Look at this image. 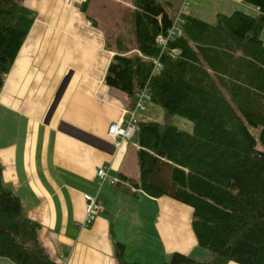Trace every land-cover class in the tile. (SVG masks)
Returning <instances> with one entry per match:
<instances>
[{"label": "trees", "instance_id": "1", "mask_svg": "<svg viewBox=\"0 0 264 264\" xmlns=\"http://www.w3.org/2000/svg\"><path fill=\"white\" fill-rule=\"evenodd\" d=\"M244 2L258 13L236 9L209 23L187 11L181 34L163 50L157 37L176 17L159 0H133L137 50L118 51L107 69L110 88L134 105L147 88L166 113L164 122H138L139 179H121L134 185V196L140 191L191 206L198 245L213 254L204 261L175 252L164 264H264V0ZM35 18L21 0H0V91ZM176 115L190 119L193 130L173 124ZM41 228L5 185L0 162V257L59 264L42 245ZM125 251L116 241L118 264H142L127 261Z\"/></svg>", "mask_w": 264, "mask_h": 264}, {"label": "crops", "instance_id": "2", "mask_svg": "<svg viewBox=\"0 0 264 264\" xmlns=\"http://www.w3.org/2000/svg\"><path fill=\"white\" fill-rule=\"evenodd\" d=\"M21 1L36 18L0 91V162L5 185L20 197L27 216L41 224L40 240L52 259L118 264L115 242L129 250L120 236L132 238L133 230L118 232L115 226L128 219L138 226L142 253L133 262L164 264L175 252L209 261L211 251L198 245L189 210L168 196L140 201L134 185L121 179L122 174L139 179V146L127 138L116 146L108 130L111 123L129 118L135 102L105 83L118 53L112 42L119 38L108 43L105 32L88 20V9L102 0L91 5L89 0L86 11L81 9L85 0ZM224 8L214 18L236 9L258 13L244 0H227ZM202 15L196 16L215 22ZM103 166L110 178L120 179L116 185L98 184ZM86 195L99 198L103 207L87 226ZM146 200L158 207L152 226ZM0 264L15 263L0 257Z\"/></svg>", "mask_w": 264, "mask_h": 264}, {"label": "rangeland", "instance_id": "3", "mask_svg": "<svg viewBox=\"0 0 264 264\" xmlns=\"http://www.w3.org/2000/svg\"><path fill=\"white\" fill-rule=\"evenodd\" d=\"M160 2L164 3L170 12L171 15L177 14V12L181 9L183 3L185 0H159ZM190 4L185 9L191 10L193 14L196 15H202L199 14L202 11L205 12V16L208 20L215 21L216 18L214 16L217 12H226V8H224L227 5V0H189ZM89 4L91 5L92 2L90 0ZM226 4V5H225ZM89 7V5H88ZM135 6L133 5V0H102L100 2L99 7H94L92 9H88L87 17L90 23L96 24L102 31L105 32V35L108 39V43L112 42L116 36L119 38V43L117 41H113L112 44L114 47L117 48V50H124L126 51L127 55H130L134 53L136 48L135 43V28H134V21H133V13H134ZM215 13V14H214ZM230 13V12H229ZM101 14L104 18H100ZM213 17V18H212ZM106 21L108 23V26L101 25V23ZM113 37V40L111 39ZM264 39V35H263ZM116 40V39H115ZM134 105V109H135ZM146 108L137 109L136 112V118L137 121H157V122H164L166 119V113L164 108L151 101L148 100L145 103ZM137 122V124H138ZM171 122L175 125H177L179 128H182L187 131H192L194 124L193 122L183 116L176 115L171 118ZM136 124V126H137ZM253 132L258 134V131L256 129H253ZM106 184H110L109 182ZM105 184V185H106ZM139 197L141 200L146 199V194L141 193L138 191ZM154 198V197H153ZM99 200V198H98ZM100 201V200H99ZM101 202V201H100ZM180 202V201H178ZM146 207L144 209H150L151 211V218L149 225L152 226L155 223L156 215L158 212V207L155 203V201L146 200L145 202ZM102 204V202H101ZM179 204H182L183 208L185 210H189V214H193V209L191 206L184 204L180 202ZM121 209V207L119 208ZM101 211V210H100ZM100 213V212H99ZM183 214V210H182ZM131 221L126 219L124 223H119L118 225H114L115 229L119 231H128L129 226L133 230V237L130 238V236L127 238L123 235L120 236L122 240L126 242V244L129 246V250L125 251L124 258L129 261L133 262L136 261L138 258H141L142 253L141 250H139V245L137 246L138 240V226L135 227L130 224ZM213 254L210 253V260L212 259ZM209 260V259H208ZM144 264V263H143ZM145 264H151V263H145Z\"/></svg>", "mask_w": 264, "mask_h": 264}, {"label": "built area", "instance_id": "4", "mask_svg": "<svg viewBox=\"0 0 264 264\" xmlns=\"http://www.w3.org/2000/svg\"><path fill=\"white\" fill-rule=\"evenodd\" d=\"M190 1L185 0L181 9L179 10L176 19L173 23V25L167 30L166 33H162L158 35L157 41L160 46H162V49L165 50L167 48L168 42L176 37L177 35L181 34V28L180 25L183 23V15L187 12L185 9L187 6H189ZM139 54L143 56V54L138 50ZM173 53H178V50H173ZM155 63L154 70H157L158 67L161 66L159 59H152ZM138 101L136 103L135 109L132 111H129V118L126 120L121 118L120 120L113 122L110 124L108 134L109 136L114 140L116 146H121L122 141L120 139H130L135 140L136 138V124H137V118H136V112L139 108H146L145 103L150 99L149 92L147 88H144L140 92L137 93ZM127 113V111H125ZM98 176V184L102 186L106 182L114 183L116 179H110L107 167L103 166L100 167L97 171ZM87 200V208H86V219H85V225H89L93 222V220L98 216L100 210L103 209L101 202L98 200L96 196L86 195Z\"/></svg>", "mask_w": 264, "mask_h": 264}]
</instances>
